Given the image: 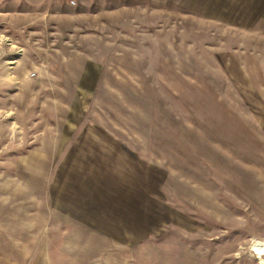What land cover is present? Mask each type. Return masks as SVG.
<instances>
[{"label":"rangeland","instance_id":"1","mask_svg":"<svg viewBox=\"0 0 264 264\" xmlns=\"http://www.w3.org/2000/svg\"><path fill=\"white\" fill-rule=\"evenodd\" d=\"M263 244L264 0H0V264Z\"/></svg>","mask_w":264,"mask_h":264},{"label":"built area","instance_id":"2","mask_svg":"<svg viewBox=\"0 0 264 264\" xmlns=\"http://www.w3.org/2000/svg\"><path fill=\"white\" fill-rule=\"evenodd\" d=\"M71 4H72V5H74V3H73V2H71ZM32 76H34V74H32Z\"/></svg>","mask_w":264,"mask_h":264},{"label":"bare ground","instance_id":"3","mask_svg":"<svg viewBox=\"0 0 264 264\" xmlns=\"http://www.w3.org/2000/svg\"><path fill=\"white\" fill-rule=\"evenodd\" d=\"M262 248L264 249V244L262 245ZM262 255V254H261Z\"/></svg>","mask_w":264,"mask_h":264}]
</instances>
